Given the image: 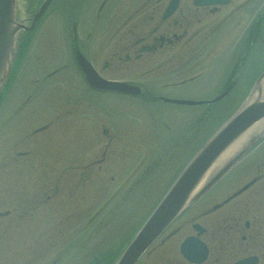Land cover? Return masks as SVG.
<instances>
[{
    "label": "rangeland",
    "instance_id": "rangeland-1",
    "mask_svg": "<svg viewBox=\"0 0 264 264\" xmlns=\"http://www.w3.org/2000/svg\"><path fill=\"white\" fill-rule=\"evenodd\" d=\"M38 1L16 0L19 19L28 17ZM73 1L79 5L73 18L68 19L62 4L44 17L30 48H24L19 74L6 85L9 91L1 92L0 212L16 214L0 219V264H78L106 249L110 254L114 239L121 243L128 229L144 219L192 152L247 93L241 88L234 98L183 105L159 100L144 103L136 97L90 90L72 65L66 43L69 26H64L74 21L78 29V38L68 42L70 50L90 32L89 49L101 52L89 55L100 68L107 60L105 48L113 29L107 28L101 43L97 34L121 2L105 0L104 10L96 17L102 0ZM229 10L206 14L198 24L194 21L199 34H194L187 48L182 42L157 58L114 60L101 73L142 83L160 97L213 98L232 69L234 55L230 54L240 46L254 13L244 11L243 17L234 12L228 17V29L201 47L208 29ZM142 15L143 11L137 15L140 25ZM123 16L119 9L120 21ZM219 48L217 58L213 51ZM257 60L260 66L261 57ZM45 122L44 132L34 134ZM258 147L255 157L240 166L243 175L238 184L264 173V142ZM16 149L28 150L23 154L26 158L10 160ZM102 153L99 166L85 167L101 159ZM237 175L227 180L235 182L241 174ZM249 190L241 200L263 208L264 219V178ZM193 214L190 209L188 217Z\"/></svg>",
    "mask_w": 264,
    "mask_h": 264
},
{
    "label": "flooded vegetation",
    "instance_id": "flooded-vegetation-1",
    "mask_svg": "<svg viewBox=\"0 0 264 264\" xmlns=\"http://www.w3.org/2000/svg\"><path fill=\"white\" fill-rule=\"evenodd\" d=\"M169 1L120 0V5L115 6L111 14L112 18L107 19L99 32L100 36L98 33L97 41L101 43L104 36L101 34L107 28L113 29L110 34L113 42L105 48L109 52L107 60L99 70L112 66L114 60L119 62L130 58L163 56L168 48L177 43L183 42L182 46L187 48L194 41V34H199L200 28L197 25L194 30V21L197 24L201 21V13L215 14L230 7L228 12L232 14L242 10L257 11L262 7V0H228L225 4L205 6L194 5L193 0H176L175 8L165 16ZM104 6L105 0H102L97 16ZM119 9L124 15L121 21L118 18ZM142 11L141 18L144 22L140 25L137 15ZM218 26L216 24L209 28L200 45L206 43L207 35ZM118 32L122 34H117ZM87 40L88 36H85L84 45L78 40V46L73 44L69 52L74 58L78 52L82 53L94 66L89 54L101 51L95 47L89 49ZM121 43L124 44L119 46ZM76 63L73 62L77 70ZM263 174H254L241 184L222 180L214 185L193 205L194 214L191 217H188L189 212L182 215L147 252L145 256L150 257L148 264H234L249 257H255L256 264H264L263 208H258L251 201H245L246 199L241 200L248 189L251 191L264 178ZM247 183L249 185L242 189ZM189 237L194 240V245H186L184 251L187 257L183 253L182 242Z\"/></svg>",
    "mask_w": 264,
    "mask_h": 264
},
{
    "label": "water",
    "instance_id": "water-1",
    "mask_svg": "<svg viewBox=\"0 0 264 264\" xmlns=\"http://www.w3.org/2000/svg\"><path fill=\"white\" fill-rule=\"evenodd\" d=\"M49 2L50 0L43 2L39 11L34 15L32 24ZM22 28L27 29L26 26L14 19V0H0V86L6 77L14 55L16 34ZM87 78L91 85L100 89L127 93L139 92V89L134 85L106 81L94 77L89 72ZM263 89L264 70L257 78L247 99L206 140L179 172L115 264H132L187 206L250 147L253 142L250 140L251 136L241 139L242 143L238 150L232 151L230 146L239 143V138H242L247 130L264 119ZM169 101L177 103L202 102ZM262 134H264V130Z\"/></svg>",
    "mask_w": 264,
    "mask_h": 264
},
{
    "label": "bare ground",
    "instance_id": "bare-ground-1",
    "mask_svg": "<svg viewBox=\"0 0 264 264\" xmlns=\"http://www.w3.org/2000/svg\"><path fill=\"white\" fill-rule=\"evenodd\" d=\"M257 129H262L264 128V123H258L257 124ZM256 131V130H255ZM237 147V143L234 146H231V150H233V148Z\"/></svg>",
    "mask_w": 264,
    "mask_h": 264
}]
</instances>
